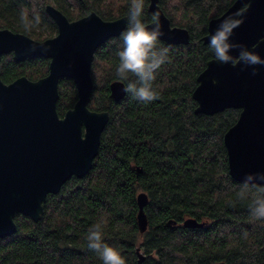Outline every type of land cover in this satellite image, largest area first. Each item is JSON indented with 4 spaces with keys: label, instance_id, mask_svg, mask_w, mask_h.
<instances>
[{
    "label": "trees",
    "instance_id": "obj_1",
    "mask_svg": "<svg viewBox=\"0 0 264 264\" xmlns=\"http://www.w3.org/2000/svg\"><path fill=\"white\" fill-rule=\"evenodd\" d=\"M235 0H158L172 26L189 32L187 45L170 46L167 60L156 72L153 90L159 98L145 103L125 91L119 102L109 84L128 80L116 75L121 35L106 41L94 54L93 89L88 108L107 112L99 151L82 179L72 177L56 195H48L41 220L16 215V232L0 239V264H104L88 247L89 229L99 224L102 243L114 248L125 264H264V221L250 215L251 198L240 199L244 184L228 173L224 133L239 111L196 114L192 92L206 63L216 58L203 44L208 22L222 15ZM131 0H0V29L44 41L57 34L45 12L52 5L69 21L95 12L104 21L126 17ZM144 0L141 21H153ZM40 23L26 30L21 13ZM124 30V31H125ZM43 58L16 62L0 59V79L10 84L20 77L37 81L47 76ZM60 117L76 101L72 81L58 85ZM147 196V229L136 224V196ZM187 218L205 223L187 229Z\"/></svg>",
    "mask_w": 264,
    "mask_h": 264
},
{
    "label": "water",
    "instance_id": "obj_2",
    "mask_svg": "<svg viewBox=\"0 0 264 264\" xmlns=\"http://www.w3.org/2000/svg\"><path fill=\"white\" fill-rule=\"evenodd\" d=\"M148 1L147 11L159 14L163 34L158 40L170 46L187 45L189 32L170 24L158 0ZM45 12L57 27L52 38L35 41L0 29V59L11 55L16 62L35 58L49 61L47 76L37 81L20 77L5 84L0 79V239L16 232V215L38 222L48 195L58 194L72 177L82 179L88 174L109 117L107 112L88 108L92 62L106 41L125 30L127 18L104 21L90 12L69 21L52 5H46ZM227 19L239 22L228 40L236 46L228 52L234 59L208 61L196 78L192 99L196 114L239 111L236 122L223 135V145L229 176L244 184L249 176L264 175V65H246L238 57L243 48L264 60V0H235L222 15L208 22L202 43L210 44L211 34ZM147 26L152 28L154 21ZM63 79L73 82L76 101L60 117L58 85ZM109 92L111 99L119 102L125 86L113 81ZM146 203V194L138 193L136 224L141 234L147 229ZM204 225L193 218L182 223L187 229Z\"/></svg>",
    "mask_w": 264,
    "mask_h": 264
},
{
    "label": "clouds",
    "instance_id": "obj_3",
    "mask_svg": "<svg viewBox=\"0 0 264 264\" xmlns=\"http://www.w3.org/2000/svg\"><path fill=\"white\" fill-rule=\"evenodd\" d=\"M144 0H131L128 15V27L121 33L123 47L117 52L119 65L116 75L128 80L129 74L136 77L135 81L127 84L125 91L131 93L135 99L148 103L158 99V93L153 90L156 72L167 60V50L157 48L158 38L163 34L160 30L159 14H153L154 26L149 28L140 17ZM21 21L26 30L40 23L39 16L33 20L26 12L21 13ZM239 22L232 19L223 21L210 36V47L214 50L217 60L231 62L234 58L228 55L230 49L236 47L228 43L232 28ZM238 59L246 65H264L257 55L241 48ZM255 74V72H253ZM259 181V183L254 182ZM240 199L250 197V215L256 220L264 221V175L249 176L238 193ZM88 247L96 251L104 264H125L121 255L112 247L102 243L100 225L89 229Z\"/></svg>",
    "mask_w": 264,
    "mask_h": 264
},
{
    "label": "rangeland",
    "instance_id": "obj_4",
    "mask_svg": "<svg viewBox=\"0 0 264 264\" xmlns=\"http://www.w3.org/2000/svg\"><path fill=\"white\" fill-rule=\"evenodd\" d=\"M55 36V35H54Z\"/></svg>",
    "mask_w": 264,
    "mask_h": 264
}]
</instances>
